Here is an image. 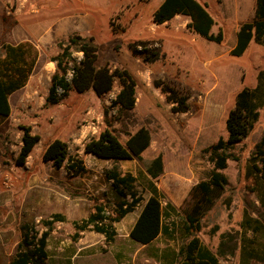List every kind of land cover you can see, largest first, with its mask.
I'll use <instances>...</instances> for the list:
<instances>
[{
	"label": "rangeland",
	"instance_id": "obj_1",
	"mask_svg": "<svg viewBox=\"0 0 264 264\" xmlns=\"http://www.w3.org/2000/svg\"><path fill=\"white\" fill-rule=\"evenodd\" d=\"M197 1L207 6L214 19L212 33L222 31L220 44L190 32L183 16L155 25L152 13L162 0H112L116 9L111 18L119 30L109 28V21L97 20L93 31L82 32L85 37L92 35L98 48L97 67L126 69L135 81V107L119 113L111 107L118 92L117 82L103 97H97L92 90L82 94L71 91L57 104L45 102L55 71L50 60L59 52L57 43L77 33L70 25L67 31L56 34L59 19L71 11H81L79 1L0 0V45L29 42L38 51L27 87L11 97L10 115L0 119V264H8L15 255L22 224H32L40 235L45 230L42 221L55 213L64 215L66 221L55 223L49 233L45 264L173 261L171 249L178 250L188 240L183 223L191 204L189 192L209 178L211 164L204 150L219 138H226L225 119L236 94L243 87H254L264 67V48L254 42L240 57L230 55L235 30L251 21L252 3L256 0ZM130 45L143 54H133ZM156 50V59L143 60ZM155 79L164 80L185 95L189 110L173 113L164 95L154 88ZM106 109L109 128L121 143L140 128L149 132L150 144L140 159L113 163L84 154L85 142L106 127ZM23 128H29L40 140L25 163L18 165ZM263 129L264 107L254 130L231 151L232 158L223 171L227 185L203 213L200 230L195 233L223 264H239L241 246L251 241L254 247L264 243V208L253 192L252 177L246 175L248 158ZM54 139L65 142L70 157L82 162V174L75 175L66 167L54 169L42 161L44 147ZM157 155H161L163 173L153 183L160 195L163 223L169 224L167 235L144 248L129 238L142 202L112 224L115 234L111 241L91 229L74 236L73 221L85 219L100 203L110 215L113 205L122 199L106 172L117 169L136 177L134 192L146 200L150 195L146 170ZM126 199L130 200L128 196ZM221 236L224 244L220 255Z\"/></svg>",
	"mask_w": 264,
	"mask_h": 264
},
{
	"label": "trees",
	"instance_id": "obj_2",
	"mask_svg": "<svg viewBox=\"0 0 264 264\" xmlns=\"http://www.w3.org/2000/svg\"><path fill=\"white\" fill-rule=\"evenodd\" d=\"M175 16L189 19L186 28L207 42L220 44L223 41L222 31L212 33L215 26L214 19L207 11V6L197 0H162L152 13V22L163 25ZM254 42L264 48V0L255 1L254 17L251 22L242 24L237 33L235 44L230 55L240 57ZM59 52L51 58L55 64L54 74L51 76V85L45 98L46 104L54 105L63 100L71 91L78 94L92 90L97 97H103L112 91L114 82H117L118 92L111 101V107L119 113H127L134 109L136 84L126 69L107 66H96L98 48L93 40L73 34L64 42H58ZM133 54L139 55L141 50L130 45ZM156 51L143 57L144 61L157 58ZM76 55V56H74ZM150 56V57H148ZM38 51L29 42L18 44L3 43L0 45V119L10 115L9 96L23 88L36 64ZM154 88L158 89L171 105L173 113H186L189 110L187 97L182 95L174 86L161 79L153 81ZM60 90L58 93L57 90ZM264 107V67L258 73L254 87H243L235 96L234 105L228 111L225 119L226 138H219L214 144L204 150L208 162L211 164L209 178L194 185L189 196L191 204L185 213L183 230L187 242L179 249L176 260L170 264H221L215 253L211 252L195 235L200 230V219L205 211L213 204L224 187L227 178L223 171L227 162L232 158L231 151L239 145L254 130L260 118V110ZM108 111L103 112L106 127L97 137L88 139L83 147L84 154L97 159L119 161L140 159L144 150L150 144V135L145 128L138 129L121 143L106 121ZM40 137L32 135L29 128H23L21 148L16 159L18 165H23L31 154ZM41 159L54 169L66 167L75 175L82 174L85 169L82 162L70 157L67 144L54 139L44 147ZM237 160V158H235ZM246 175L252 177L256 199L264 208V129L259 141L255 144L249 158ZM149 177L150 195L144 200L134 192L136 177L129 173L121 174L117 169L106 172V178L111 181L117 195L122 198L113 205L110 215H106L105 207L96 204L93 211L81 221H73L75 237L79 232L91 229L104 235L106 241L114 236L112 224L122 220L133 212L135 207L143 202L142 208L135 220L129 238L146 247L150 246L159 236L167 235L169 224H164V215L159 192L154 185L163 173L161 155H157L146 170ZM126 196L130 200L126 199ZM103 220H107L104 224ZM66 218L60 213L53 214L49 219L42 221L45 230L39 235L32 224H22V237L17 245V251L8 264H45L47 258L46 245L49 233L55 223L65 222ZM258 223V221L253 220ZM223 236L220 237L218 252L222 254ZM240 247L239 264H264V243ZM157 260V257H155ZM160 264L161 263L160 261Z\"/></svg>",
	"mask_w": 264,
	"mask_h": 264
},
{
	"label": "crops",
	"instance_id": "obj_3",
	"mask_svg": "<svg viewBox=\"0 0 264 264\" xmlns=\"http://www.w3.org/2000/svg\"><path fill=\"white\" fill-rule=\"evenodd\" d=\"M77 1L80 2V4L82 5L83 9L81 11H78V12L77 11H71L69 14L64 12L65 14H68V15H66L64 17H61L59 19L58 30L56 31V34H61L62 32L67 31L68 29H70V25H72L71 28H74V31L77 32L76 33L77 35H79V36H81L83 38H86V39H90L91 38L93 40L92 35L87 34V37H85L82 34V32L86 31L88 33V32L93 31L94 27H96V25H97L96 24L97 20L98 21H102V22H108L109 21V28H111L114 32L119 30L118 27L113 25V18H111L112 13L116 9V7H115L116 5H112L111 4L112 0H92L90 2L83 1V0L82 1L81 0H77ZM254 2L255 1H253V3H252V9H251V21L253 20V17H254V10H255V3ZM175 17H177V16H175ZM184 22H185V24H187L189 22V19L186 18V21H184ZM113 27L115 29H113ZM238 29H239V27L235 30V39H236V33H237ZM44 37H42V38L45 41L46 39H44ZM93 43H94V40H93ZM27 85L28 84H26V86H24L23 88H21L20 90H18L16 92L12 93L9 96L8 102H9V106H10V113H11V104H10L11 97L14 94H16V93L20 92L21 90H23L25 87H27ZM138 215H139V213H138ZM138 215H136V217L133 219L134 222L137 219ZM134 222H133V224H134ZM128 235H129V233H128ZM138 245H140V244H138ZM140 246L142 248L146 247L144 245H140ZM177 253H178V250L171 249L170 258H172L173 261L176 260ZM218 260H219V258H218ZM220 263L223 264L222 262H220ZM123 264H127V261H124Z\"/></svg>",
	"mask_w": 264,
	"mask_h": 264
},
{
	"label": "built area",
	"instance_id": "obj_4",
	"mask_svg": "<svg viewBox=\"0 0 264 264\" xmlns=\"http://www.w3.org/2000/svg\"><path fill=\"white\" fill-rule=\"evenodd\" d=\"M57 92L59 93V92H60V90L58 89V90H57Z\"/></svg>",
	"mask_w": 264,
	"mask_h": 264
}]
</instances>
